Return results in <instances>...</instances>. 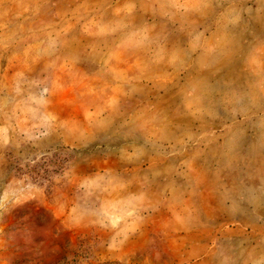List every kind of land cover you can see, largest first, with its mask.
Wrapping results in <instances>:
<instances>
[{"label": "rangeland", "instance_id": "374dc122", "mask_svg": "<svg viewBox=\"0 0 264 264\" xmlns=\"http://www.w3.org/2000/svg\"><path fill=\"white\" fill-rule=\"evenodd\" d=\"M264 264V0H0V264Z\"/></svg>", "mask_w": 264, "mask_h": 264}, {"label": "trees", "instance_id": "16d2710c", "mask_svg": "<svg viewBox=\"0 0 264 264\" xmlns=\"http://www.w3.org/2000/svg\"><path fill=\"white\" fill-rule=\"evenodd\" d=\"M61 256H60V262H63V263H67L68 264V259L66 258V256H65V253L63 252L62 254H60Z\"/></svg>", "mask_w": 264, "mask_h": 264}]
</instances>
